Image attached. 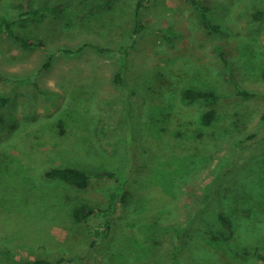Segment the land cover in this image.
Here are the masks:
<instances>
[{"label": "rangeland", "instance_id": "obj_1", "mask_svg": "<svg viewBox=\"0 0 264 264\" xmlns=\"http://www.w3.org/2000/svg\"><path fill=\"white\" fill-rule=\"evenodd\" d=\"M107 1L0 0L45 46L0 34V264H169L175 242L180 264H264V0H197L217 30L185 0H149L135 37L139 0ZM59 3L55 20L20 16ZM189 88L223 97L211 123ZM51 167L127 178L108 237L76 214L115 183L79 190Z\"/></svg>", "mask_w": 264, "mask_h": 264}, {"label": "trees", "instance_id": "obj_2", "mask_svg": "<svg viewBox=\"0 0 264 264\" xmlns=\"http://www.w3.org/2000/svg\"><path fill=\"white\" fill-rule=\"evenodd\" d=\"M28 4L30 0H21V2L24 4L25 2ZM149 0H139L136 4V10H135V17H134V37L141 33L144 29V25L142 23V16L139 17V11L141 13V10L145 8L146 3H148ZM200 14V19L202 22H204V25L208 28H211L212 30H217L218 28L215 26H212L211 24H208L205 19L206 8L201 6L197 0H185ZM110 3V0L107 1L106 4H99L96 6V9L102 10ZM68 5L64 3H59L56 5L51 6H41L38 8H31L29 7L24 11L20 16L23 18H27L29 20H37V18L46 19L50 18L52 20H55L59 18L63 13L68 9ZM94 9V10H96ZM94 10L91 9L89 12L94 13ZM141 15V14H140ZM260 13L254 16L255 19H259ZM0 34L6 36L7 38L13 39L17 41L22 47L25 48H39V49H45L44 43L32 38H26L18 33H16L8 20L2 16H0ZM93 49H95L98 52H105L106 49L100 48L98 46H91ZM121 53L123 54V58L128 57V48L122 47L119 49ZM49 63H46V66H48ZM3 76L0 73V80H3ZM121 77L119 74L115 75L114 81L116 83H120ZM238 94H240L243 97L248 96L246 92L238 91ZM183 97L186 100L194 101V100H203V101H209L212 105L210 108H207L204 113L202 114V122L205 124H209L214 120L215 117V109L214 106L222 100L223 97L216 95L215 93L211 91H200L195 89H186L183 92ZM9 99L8 98H0V126H4V119L1 114L2 110L6 107L8 104ZM261 119L264 120V111L261 115ZM9 128H13V125H9ZM201 139V138H200ZM201 152V151H200ZM199 153V152H198ZM44 178L47 180H59L69 186H72L74 188H77L79 190H86L90 187L91 180L93 178L98 179H107L109 181H113L115 183L114 190L110 193L107 203L102 208H83L76 214V220L82 221L84 219H96L98 223L96 225H93V234L97 239L106 238L110 235L112 228V217L113 213L115 211V206L118 204L119 199L123 196L125 186L127 183V178L122 177V174H120L117 171L114 172H87L80 169L72 168V167H51L44 171ZM218 219L223 226V228H227V221L223 216H218ZM178 230V229H177ZM176 230V231H177ZM180 231H177L176 233L179 234ZM180 246L178 243H174L173 252L171 254V260L169 264H180ZM31 264H51V261L41 259V260H35L33 262H30Z\"/></svg>", "mask_w": 264, "mask_h": 264}]
</instances>
